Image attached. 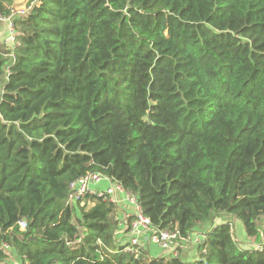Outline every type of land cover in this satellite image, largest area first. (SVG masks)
<instances>
[{
	"label": "trees",
	"instance_id": "obj_1",
	"mask_svg": "<svg viewBox=\"0 0 264 264\" xmlns=\"http://www.w3.org/2000/svg\"><path fill=\"white\" fill-rule=\"evenodd\" d=\"M27 7L0 40V264H264V0ZM90 173L158 230L209 226L199 257L124 252L115 204L70 202Z\"/></svg>",
	"mask_w": 264,
	"mask_h": 264
},
{
	"label": "built area",
	"instance_id": "obj_2",
	"mask_svg": "<svg viewBox=\"0 0 264 264\" xmlns=\"http://www.w3.org/2000/svg\"><path fill=\"white\" fill-rule=\"evenodd\" d=\"M30 7L18 6L12 9L10 16H2L0 14V24L5 25L6 38L4 41L8 46L16 45V32L14 20L19 16H24L30 10ZM102 181L109 183L106 189H99ZM70 202L77 205L80 201L88 195L107 197L110 202L115 204L120 211L123 210V205H129L131 212L123 215L122 219L118 216L120 230L117 232L118 241L124 246V252L130 253L138 258L143 252L148 253V245L155 246L160 249L161 256L179 257L182 253L180 249L187 248L188 245L194 244L198 246L205 239L204 235L190 236L185 238L180 232H167L158 230L154 227L147 217L144 216L136 197L133 194L127 193L123 187L101 174L90 173L86 177L71 184ZM21 230L27 228L25 221L19 224ZM232 234L234 240L236 239L235 225H232ZM262 244L248 245L247 247L255 251H262ZM246 247V246H244ZM5 250L11 251L8 245H4ZM152 255V254H150ZM155 257V256H153ZM160 257V256H157Z\"/></svg>",
	"mask_w": 264,
	"mask_h": 264
},
{
	"label": "rangeland",
	"instance_id": "obj_3",
	"mask_svg": "<svg viewBox=\"0 0 264 264\" xmlns=\"http://www.w3.org/2000/svg\"><path fill=\"white\" fill-rule=\"evenodd\" d=\"M18 5H19V7L20 6H26L27 0H23V2L18 4ZM220 221L221 220H217V222H220ZM234 225H235L236 239L239 241V243L246 242L247 239H245V238L247 236H246L244 226L242 225V223L238 222L237 224H234ZM208 229H209V226L200 227L197 229V231L192 236L203 235L208 231ZM261 233L263 236L264 235V227L261 228ZM259 243H261V242H257L256 244H259ZM245 246H248V244H246ZM180 252L183 254V256H185L187 261H194L195 259H197L199 257V254L197 252V246H195L194 244L188 245L187 248H185V249H180ZM11 261H13V263H14L15 258H12Z\"/></svg>",
	"mask_w": 264,
	"mask_h": 264
},
{
	"label": "crops",
	"instance_id": "obj_4",
	"mask_svg": "<svg viewBox=\"0 0 264 264\" xmlns=\"http://www.w3.org/2000/svg\"><path fill=\"white\" fill-rule=\"evenodd\" d=\"M22 2H23V0H21L19 2V4ZM0 31L2 32L1 40L4 41V39L6 38L5 25L0 24ZM108 185H109V183L107 181H102L101 185L98 188L103 190V189H106L108 187ZM131 210L132 209L129 205L124 204L123 210H121L120 214H119L120 218L122 219L123 217H125L123 215H125V214L127 215L128 213L131 212ZM245 239H247V241L245 240L246 242H241L243 246H245L246 244H248V245H255L256 244V242H254V240L248 239L247 237ZM147 247H148V251H147L148 254H152V256H155V257L162 255L159 248H157L155 246H149V245ZM15 262L17 263L16 259H15Z\"/></svg>",
	"mask_w": 264,
	"mask_h": 264
},
{
	"label": "water",
	"instance_id": "obj_5",
	"mask_svg": "<svg viewBox=\"0 0 264 264\" xmlns=\"http://www.w3.org/2000/svg\"><path fill=\"white\" fill-rule=\"evenodd\" d=\"M49 264H54V261L50 262Z\"/></svg>",
	"mask_w": 264,
	"mask_h": 264
}]
</instances>
